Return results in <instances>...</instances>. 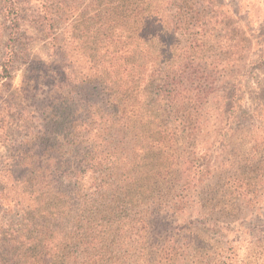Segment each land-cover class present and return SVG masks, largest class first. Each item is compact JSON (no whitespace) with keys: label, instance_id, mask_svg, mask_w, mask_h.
Listing matches in <instances>:
<instances>
[{"label":"trees","instance_id":"1","mask_svg":"<svg viewBox=\"0 0 264 264\" xmlns=\"http://www.w3.org/2000/svg\"><path fill=\"white\" fill-rule=\"evenodd\" d=\"M240 9L0 0V89L20 63L39 81L37 38L57 81L70 77L33 110L7 105L21 138L0 167V264H264V20ZM211 117L242 160L203 202L193 147Z\"/></svg>","mask_w":264,"mask_h":264},{"label":"rangeland","instance_id":"2","mask_svg":"<svg viewBox=\"0 0 264 264\" xmlns=\"http://www.w3.org/2000/svg\"><path fill=\"white\" fill-rule=\"evenodd\" d=\"M236 2L240 3L241 9L239 15L241 16L245 15L246 10H248L249 7L252 8L253 16L250 17V23L252 26L259 28L261 21L264 20L263 1L223 0V3L226 5H234ZM0 29L1 52V46L6 40V36L5 30H3L2 27H0ZM46 41L41 39L38 40L37 38L36 41L29 42L30 58L40 59L48 65L46 71L41 73L39 81L33 82V80L27 76L25 67L26 63H20L17 64L13 73V79L10 86L8 88L0 89V167L9 155V147L14 144L15 139L21 138V130L17 121L20 112L12 109V112L8 113L7 105L14 102L20 108L27 107L26 110H33V101L36 98H52L55 96L57 98L58 95L61 94L58 90L63 87L68 88V85L66 84L67 82L69 83L70 77H68L67 80L57 81L62 77L56 76L54 74L55 71L53 67H50L52 57L50 55L51 51L49 49V45ZM62 65L66 67L68 73L71 72V63L66 62ZM260 73L261 76H264V71ZM55 84H59L58 89H55ZM243 102L250 105L251 97L249 93L243 97ZM22 117L25 116L23 115ZM206 124L207 127L205 128V132L199 136L193 147V152L205 154L206 157L204 162L206 163L207 174L203 179L204 183L199 185L198 189L194 193L195 200H202L203 202L207 200L214 201L217 197L223 195L219 194V192L223 190L225 183L229 180V171H233V169H235L242 160V152L240 149L238 150V144L234 145L236 150L232 154L233 145L227 147V143L223 142V136L219 137L218 135L211 133L212 130L215 129V118L211 117L209 122H206ZM200 169L201 167L197 164L196 170L199 171ZM257 212H261L263 214L264 210ZM243 219H248V217L245 216L239 218V220Z\"/></svg>","mask_w":264,"mask_h":264}]
</instances>
